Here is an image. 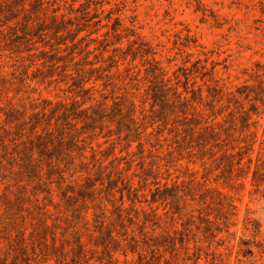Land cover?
<instances>
[{
	"label": "rangeland",
	"instance_id": "1",
	"mask_svg": "<svg viewBox=\"0 0 264 264\" xmlns=\"http://www.w3.org/2000/svg\"><path fill=\"white\" fill-rule=\"evenodd\" d=\"M49 1L53 4V8L60 7L58 14H67L69 12V9L65 8L67 5H71L76 10L71 18H68L69 16L63 18L62 27L65 29L59 35L67 37L65 42L69 47L72 45L71 37L74 36L73 42L79 41V44L71 48L75 61H79V64L93 63V65L83 64L85 69L97 68L96 72L90 74L91 80L85 84L86 88L93 87L92 100L87 101L88 95L78 93V89L69 90L65 84L47 87V84L38 86L36 81L28 82L27 92L31 98L38 99V102L43 98L68 103L71 100H76L78 103L86 100L82 108L105 102L108 112L113 109V102L132 100L139 123L147 122L146 132L141 137V141L144 143L145 169L148 168L147 163L150 161V177L147 182L148 188L141 194L145 195L148 203L141 199V203H137L134 209L145 210L150 215L151 211H154L161 217L159 225L149 222L144 230L150 237L148 243L152 244L154 241L159 251L152 253L148 245H142L136 251L131 250L127 242L130 236L139 238V230L135 225H129L127 221H125V231L118 224H114L112 228L115 238L127 240L122 242L125 250L115 247L105 237L100 238V234L94 228L93 210L90 209L87 217L91 223L89 229L92 238H88V233L82 237L88 250L87 257L90 259V264H99L100 258L104 259V264L107 262L106 255L102 253L104 246L111 248V259L116 264H212V262L213 264H264V253L255 246L264 238V186L256 192L251 186V173H249L247 178L240 180L243 184L242 188L232 189L218 179L220 170L211 165L210 160L206 159L203 167L199 159L189 157L186 152L178 149L177 134L171 125L163 123L159 114L160 105L154 104L151 97V88L162 81L167 86L175 87L178 93L187 98H191L192 89L200 87L204 101L202 103L194 101L193 105L200 114L205 117L210 116L208 121L213 118L222 121V116L227 118L229 110L235 111L240 106L245 110L250 109L253 103L251 99L259 93V82H263L264 86V0ZM46 23L50 25L48 18ZM46 32L45 41L55 44L53 30L49 29ZM17 36L0 43V54L3 56L0 58V65H5L2 71L11 73L12 69L9 68L11 59L23 57L26 64L34 60V65L28 72L31 75V71L41 67V64L36 58H29L28 53L24 51L25 44L21 29H18ZM32 40L36 42L38 37L34 35ZM35 46L49 51V47H42V43H36ZM64 48L65 45H61V49ZM71 50L61 54L66 55ZM73 67L71 64L70 68ZM98 76L100 78L95 80ZM186 78L189 80L188 86L195 83L189 87L187 93L184 92ZM71 83L70 81L69 85ZM215 90L221 91L222 100L218 103L213 102ZM238 90L242 93L249 92L250 98L241 97L238 107H235L238 104L233 102L232 105H228L226 95L235 94ZM147 92H150V95ZM209 103L224 108L223 115L212 117ZM255 104L257 114L253 115V120L257 124L252 126L251 130L256 133L257 141L253 146V152L250 153L252 159H255L258 153L264 156V146L260 145V141L264 138V104L259 101ZM143 115L146 117L144 121H142ZM239 126L240 122H238ZM114 130V124L108 129L105 127L103 130L96 129L97 138L92 144L98 143L101 145V151H108L110 143H117L113 156L125 158L121 165L125 166L124 162L129 159L133 160L132 169L127 175L133 172L141 174L142 170L137 165L141 156L136 147L137 143H132L128 154L126 151L120 152L126 144V141L122 140L125 133L117 142V136L112 132ZM112 158L109 157L107 161ZM154 160L158 162L157 169L151 168ZM244 160L246 161V158ZM138 181L137 178L133 179L136 187ZM155 182H159L160 186L167 184L169 188L173 184L178 185L181 196L179 204L182 207L180 213L175 212L170 197L165 202H151ZM14 183L15 181L10 185ZM24 185H27L26 181L17 186ZM17 186L11 189L14 194L19 191ZM206 188L227 195L236 207V215L229 220L228 228L216 233L214 239L206 238L205 225L197 219L200 209L201 213H210L212 220L215 214L212 211L215 205L210 204L212 201L210 195H207L205 203L200 201L199 195ZM27 189L31 190V186H27ZM6 193L8 194L5 185L0 181L1 217H6L4 216L6 211L17 212L15 206L4 204L10 199L8 196L6 200L3 198ZM52 194L53 201L57 202L59 191L53 187ZM10 196L13 200L12 195ZM38 196L41 199L43 194ZM129 204L126 201L125 208H128ZM48 209L53 211L52 207ZM107 210L110 219H114L110 205H107ZM192 211L195 218L189 222L186 215ZM22 214L25 215L24 212ZM130 214L134 216L133 211ZM139 219L143 221L142 213H139ZM173 229L179 231L173 234ZM9 230H11V238L6 236ZM13 230L11 226H8V231L0 230V264L3 259H7V264H26L22 257L23 253L18 250V245L11 242L16 239ZM31 230L32 228L28 227V232ZM166 231L169 232L171 239L162 238V235H166ZM121 234H124L123 237L120 236ZM58 237L61 238L60 235ZM35 239L41 246L39 236ZM65 240L64 250L68 252L69 261L76 243L69 234ZM243 243L252 250V255L243 254L246 248ZM4 253H8L9 256L5 257ZM27 253L30 256V264L36 262L55 264V256L42 263L41 255L35 257L31 250ZM139 253L143 255L142 258H139Z\"/></svg>",
	"mask_w": 264,
	"mask_h": 264
},
{
	"label": "trees",
	"instance_id": "2",
	"mask_svg": "<svg viewBox=\"0 0 264 264\" xmlns=\"http://www.w3.org/2000/svg\"><path fill=\"white\" fill-rule=\"evenodd\" d=\"M65 8L69 9L67 14H58L60 7L53 8L49 0H0V43L18 37L17 31L21 29L24 51L28 53L29 58H36L41 64V67L31 71V75L28 72L34 65V60L26 64L23 57L11 59L9 64L11 73L3 72L5 65H0V181L8 192L3 198L6 200L7 196L10 197L4 204L15 206L17 210L16 213L6 211L4 215L6 217L0 215V230L8 231V226L14 229L16 239L11 242L18 245L26 264H30L28 250H31L35 257L41 255L42 263L55 256V264H90L88 250L82 237L88 233V238H92L89 229L91 223L87 217L88 211L92 209L94 228L97 229L100 238L105 237L115 247L125 250L122 242L127 240L115 238L112 228L114 224H118L125 231L127 221L129 225H135L139 230V238L130 236L127 246L136 251L142 245H148L152 253L158 252V245L154 241L152 244L148 243L150 237L144 230L149 222L159 225L161 217L154 211H151L150 215L145 210L134 209L137 203H141V199L148 203L141 192L148 188L147 182L150 177V161L147 163L148 168L145 169L144 143L141 141L146 132L147 122L139 123L134 102L115 101L113 109L108 112L105 102L82 108L86 100L82 103L71 100L68 103L43 98L38 102V99L31 98L27 92L28 82L36 81L38 86L47 84V87L65 84L69 90L78 89V93L88 95L87 101L92 100L93 87L86 88L85 84L91 80L90 74L96 72L97 68L85 69L84 65L93 63L83 62V65L75 61L71 48L79 44V41L73 42L74 36L71 37L72 45L69 47L65 42L67 37L59 35L65 29L62 27L63 18L66 16L71 18V15L76 13L71 5ZM47 18L50 21L49 26L46 23ZM49 29L53 30L55 44L45 41L46 31ZM34 35L38 37L36 42L32 40ZM36 43H42V47H49V51L37 48ZM61 45H65L63 50ZM67 50L71 51L66 55L61 54ZM2 57L0 54V58ZM71 64L73 68H70ZM255 76L259 77L257 74ZM99 78L98 76L95 80ZM262 83L259 82V93L251 99L253 103L248 110L239 105V99L241 97L249 99V92L242 93L238 90L235 94L228 93L226 95L228 105H232L233 102L238 104L235 107H240L235 111L229 110L227 118L222 116V121L213 118L209 122L210 116L205 117L196 111L193 102L204 101L200 87L192 89L191 98H187L178 93L175 87L167 86L161 81L159 85L151 88V97L154 104L160 105L159 114L163 123L171 125L177 134L178 149L186 152L189 157L199 159L203 167L206 164L205 160H210L211 165L220 170L218 179L232 189L242 188L240 180L247 178L251 173V186L259 192L264 186V156L258 153L256 158L252 159L250 153L253 152V146L257 141L256 133L251 130V127L257 124L253 120V115L257 114L255 102L264 104ZM188 84L189 80L186 78L184 84L186 93L195 83L190 86ZM214 92L213 102L218 103L222 100L221 91ZM147 94L150 95V92ZM208 105L212 117L223 115L224 108H218L210 103ZM145 119L143 115L142 121ZM111 124L115 125L112 132L117 136V142L125 133L122 140H125L126 144L120 152L126 151L128 154L132 143H137L136 147L141 155L137 165L142 170L141 174L133 172L127 175L132 169L133 160L129 159L124 162L125 166L121 165L125 158L113 156L117 143H110L108 151H101V145L98 143L92 144L97 138L96 129L103 130L104 127L108 129ZM260 145L264 146V138ZM109 157L113 158L107 161ZM158 166L156 160L151 163L152 169H157ZM134 178L139 179L138 187L133 183ZM13 181L15 183L10 185ZM24 181L27 185L17 186ZM13 186H17L19 190L17 194L12 192ZM27 186H31V190H28ZM154 186L152 203L165 202L170 197L175 212L182 211L178 185L173 184L169 188L167 184L160 186L159 182H155ZM53 187L59 191L57 202L53 201ZM39 194H43L41 199ZM207 195L211 196L210 204L215 205L212 209L215 212L213 220L210 213H201V209L198 210L197 219L205 225L206 238L214 239L216 233L228 228L229 220L236 215V207L227 195L207 188L199 195L200 201L205 203ZM126 201L130 203L128 208H125ZM107 205L112 207L114 219H110L111 216L107 214ZM49 207H52L53 211H50ZM131 211L134 212V216H131ZM139 213L143 214V221L139 219ZM186 216L189 222L195 218L193 211ZM28 227L32 228L31 232H28ZM178 231L173 229L172 233L176 234ZM67 234L71 235L76 243L69 261L68 252L64 250ZM165 234L162 238L171 239L168 231ZM6 236L12 237L11 230ZM37 236L41 246L35 239ZM243 245L246 247L243 254L252 255L248 245L246 243ZM255 246L264 253V238ZM102 253L107 258L105 264H116L111 259V248L104 246ZM4 256L8 257L9 254L4 253ZM138 256L142 258L143 255L139 253ZM98 263L104 264V259L100 258ZM1 264H7V259H3Z\"/></svg>",
	"mask_w": 264,
	"mask_h": 264
}]
</instances>
